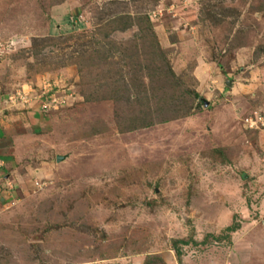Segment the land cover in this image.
<instances>
[{"label": "rangeland", "instance_id": "obj_1", "mask_svg": "<svg viewBox=\"0 0 264 264\" xmlns=\"http://www.w3.org/2000/svg\"><path fill=\"white\" fill-rule=\"evenodd\" d=\"M3 114L0 264H264V0H0Z\"/></svg>", "mask_w": 264, "mask_h": 264}, {"label": "crops", "instance_id": "obj_2", "mask_svg": "<svg viewBox=\"0 0 264 264\" xmlns=\"http://www.w3.org/2000/svg\"><path fill=\"white\" fill-rule=\"evenodd\" d=\"M15 118L16 117H14L13 115H9V114L0 115V160L3 163V169L0 170V188L1 186H4V184L3 185L1 184L5 183V181L12 180L15 183L16 178L13 177V174L15 173V170L17 169L16 158H19L21 160L22 156H24L23 155L24 153H22L21 151H18L16 153L14 152L13 149L16 143H11V137H8L9 121L15 124L14 128L10 130V132H12L11 135L12 134L19 135V133L15 129L17 127H20L21 124L18 123V121H15ZM5 192L6 191L0 192V208L4 206L3 204L6 199L5 195H7V193L4 194Z\"/></svg>", "mask_w": 264, "mask_h": 264}, {"label": "built area", "instance_id": "obj_3", "mask_svg": "<svg viewBox=\"0 0 264 264\" xmlns=\"http://www.w3.org/2000/svg\"><path fill=\"white\" fill-rule=\"evenodd\" d=\"M47 88H45V98H46V103L45 105L42 107V109L44 110H48L52 107L56 106H64V104L66 103V100L64 99V93H62L63 96H57V94H60V92L62 91L60 87L57 86H53L50 84L46 85ZM49 91V92H48ZM48 92V93H47ZM48 103V104H47ZM8 105V104H7ZM9 106V105H8ZM49 106V108H47ZM262 118L261 117H250V118H246L244 120V124L245 127H247V129L250 130H258L259 126L261 124ZM3 169V163L0 160V170Z\"/></svg>", "mask_w": 264, "mask_h": 264}, {"label": "trees", "instance_id": "obj_4", "mask_svg": "<svg viewBox=\"0 0 264 264\" xmlns=\"http://www.w3.org/2000/svg\"><path fill=\"white\" fill-rule=\"evenodd\" d=\"M237 227H235V226H231V227H229L228 229H227V232H229V233H234L237 229H236Z\"/></svg>", "mask_w": 264, "mask_h": 264}]
</instances>
